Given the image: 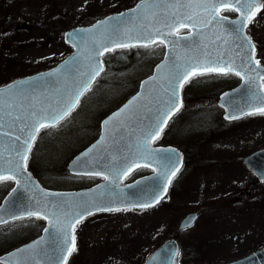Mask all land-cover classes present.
Returning a JSON list of instances; mask_svg holds the SVG:
<instances>
[{
    "label": "rangeland",
    "instance_id": "obj_1",
    "mask_svg": "<svg viewBox=\"0 0 264 264\" xmlns=\"http://www.w3.org/2000/svg\"><path fill=\"white\" fill-rule=\"evenodd\" d=\"M138 1L23 0L12 9L0 5V28L16 27L15 41L0 42V86L66 58L72 51L63 41L66 30ZM8 19L11 23L5 24ZM247 30L257 45L256 58L264 63V7ZM163 55L164 46L155 44L118 48L104 56V73L77 109L42 130L33 146L28 166L44 186L74 190L102 181L73 176L67 165L98 137L101 121L138 90ZM237 83L234 77H199L185 84V107L165 131V140L185 147L190 165L162 204L100 213L80 224L82 236L71 264H143L164 240L176 237L181 219L192 211L200 213L198 221L178 236L187 264L226 263L264 247V182L243 162L264 146V115L225 121L217 104L219 94ZM12 187L9 179L0 182V204ZM41 228L40 221L31 220L0 229V255L33 239Z\"/></svg>",
    "mask_w": 264,
    "mask_h": 264
},
{
    "label": "water",
    "instance_id": "obj_2",
    "mask_svg": "<svg viewBox=\"0 0 264 264\" xmlns=\"http://www.w3.org/2000/svg\"><path fill=\"white\" fill-rule=\"evenodd\" d=\"M258 3L262 4V0H258ZM136 5L120 12L126 14L122 18L124 20V24L121 25L122 30L131 29V34L134 37H139L146 26L153 33L156 28H161L164 35H154L150 43L143 39L129 40L126 35H122L117 43L138 46L159 42L165 46L164 58L155 66L153 73L142 80L139 91L103 120L99 139L78 153L68 165L73 174L96 175L95 173L99 172L100 176L104 178L107 176L108 179H104L88 189L52 190L44 187L30 170H21L18 174H14L15 185L0 205V225L14 219L27 217V211L41 210V214L44 215L43 209H47L48 226L46 228H49L50 221L54 220L51 213L57 211L52 207L53 205H60L62 210H71L79 203L94 202L104 208L120 210L133 207L145 208L141 206L145 204L149 205L148 207L158 204L166 196L171 180L183 163V154L177 147L154 145L155 139L160 136L168 120L182 106L183 102L182 87H180L183 78H181V80L175 81L176 95L171 105L167 104L169 97L172 96V87L169 86L167 77L172 70L173 62L182 64L189 60L195 64L197 60H205L204 51H210L214 57L218 53H224L226 58L230 57L235 65L240 66L242 61L247 63V58L251 55V67L255 68V71L245 72L243 68H238L241 71V82L235 88L220 95L219 105L225 110L223 117L226 120L234 119L232 118L234 116L238 118L256 113L254 108L261 106L259 97H264V86L263 79L260 77L264 76V65L260 63L258 67L256 66L255 47L253 50L247 42L237 39L236 34L231 30L232 21L237 24L241 23L240 12L237 17L232 18L221 14L220 11L226 8L219 7L216 18L213 20L212 15L205 12L204 9L192 8L189 11L199 16L197 23L189 24L187 27L167 29L164 28L162 22L154 21L149 13L133 14L130 10L134 9ZM157 11L163 13L164 9ZM251 11H256L255 6ZM120 13L110 14L91 25L79 26L67 31L64 34V41L73 50L65 60L55 67L0 86L3 96L9 103L15 105L14 114L27 117L31 111L39 110L41 107H55L58 101L63 99L65 92L71 91L76 86L81 79L80 74L89 71V65L104 70L102 56L108 51L121 48L106 35L110 30V25L114 23L107 18L117 17ZM144 16L147 18L145 19ZM224 17H227V20L223 19ZM162 19L161 16L160 20L162 21ZM102 21L104 23L100 24L99 22ZM209 21L211 23H208ZM246 28H244L243 35L249 37ZM182 29L187 32L178 33ZM77 32L80 36L90 35L95 43H80L76 39ZM172 41L176 43L173 45ZM242 43L243 47H238ZM101 44L103 47H100ZM251 44L254 45L252 40ZM103 70L95 75L90 87ZM258 73L259 75H257ZM242 77L244 78L242 79ZM9 86L11 87L9 88ZM253 93H255L256 99L252 98ZM82 96L79 97V101ZM158 114L162 130L158 128L153 132V138L147 141V148L151 154L141 156L140 153L144 146L142 133L146 132L148 126L156 121ZM62 120L57 121L54 125ZM44 123L54 126L51 121H44ZM8 126V122H6L5 131H8ZM38 132L35 133V139ZM17 134L20 133H14V135ZM35 139L31 142V149ZM3 142L7 146L8 137H4ZM29 154L30 152L28 156ZM166 157L170 159H166ZM244 162L260 180L264 181V147L246 156ZM117 167L121 170L119 175L113 178L112 171L108 169ZM139 167H148L153 172L133 182L123 183V180ZM165 170L167 171L166 175L164 174ZM3 174L10 175L8 172ZM14 189L15 191H13ZM91 211L93 214L100 212L95 207H91ZM198 216L199 214L196 212L188 213L181 220L179 230L193 226ZM61 218L63 217L61 216ZM76 225L77 223L69 229L70 234L74 233ZM50 232H55V229H50ZM42 237L44 242L41 247L49 249V233L43 231V234L37 239L2 255L0 261L3 264H10L14 257L22 255L19 250L29 249V246L35 248L34 242L40 241ZM179 254L178 240L170 238L154 250L144 264H178ZM23 255H28V252L26 251ZM39 264H47V262L41 258ZM225 264H264V247Z\"/></svg>",
    "mask_w": 264,
    "mask_h": 264
},
{
    "label": "snow or ice",
    "instance_id": "obj_3",
    "mask_svg": "<svg viewBox=\"0 0 264 264\" xmlns=\"http://www.w3.org/2000/svg\"><path fill=\"white\" fill-rule=\"evenodd\" d=\"M255 6L256 11H259L264 5L259 4L258 0H140V3L136 5L134 9L130 11L133 14L140 15L142 13H149L153 17L154 21L162 22L164 28L174 29L177 27H187L189 24H195L199 20V16L192 14L189 10L192 8L204 9L205 12L212 15L213 20L216 18V13L219 7L230 9L231 11L240 12V24L232 21L231 24L232 32L236 34V38L242 42H247V44L254 50V45L251 44L250 37L243 35L244 28L247 27V23L251 22L255 12L251 9ZM158 9H164L163 13H159ZM183 10V11H182ZM126 14L120 13L117 17L107 18L109 21H114L110 25V30L106 33L107 37L116 43L118 47H128V44L117 43L122 35H126L129 40L131 39H143L149 43L155 36H163L164 32L161 28H156L155 33L149 31L145 26L144 30L141 32L139 37H134L129 29L123 31L121 25L124 24L122 19ZM163 17L162 21L160 17ZM146 19L147 16H144ZM223 19L227 20V17ZM103 24L104 22H99ZM208 23H211L209 21ZM199 34V33H198ZM71 35V34H70ZM76 39L80 43H92L94 44V39L89 36H80L77 32ZM176 42L172 41L174 45ZM143 46L147 47L148 43ZM100 47H103L101 44ZM238 47H243V43L238 45ZM203 56L204 61L197 60L195 64L186 60L184 63L173 62L172 70H170L167 77L169 81V86L172 87V96L169 97L167 101L168 105H171L173 98L176 95L175 81L181 80L187 82L190 77L195 75H204L208 72H216L222 75H228L234 73L237 76H241V71L238 68H243L245 72L251 70L255 71V68L251 67L252 57L249 55L247 58V63L242 61L240 66L235 65V62L229 57L226 58L224 53H218L213 56L210 51H204ZM67 63V61H66ZM260 65L259 60L256 61V66ZM103 69H97L89 65V71L81 73V79L77 82L76 86L71 91H66L63 99L58 101L55 107L49 106L47 108L41 107L39 110L31 111L27 117L22 115H15V105L8 102V100L3 96L2 90H0V181L6 179H14L15 175L21 170H27V159L28 153L31 151V142L35 139V133L41 128L48 127L50 125L44 123V121H51L54 125L57 121L62 120L68 115L75 104L79 102V97L83 95L85 91L90 88L92 79L95 75L99 74V71ZM191 70V71H190ZM259 75V73L257 74ZM244 77H242L243 79ZM264 79V76L260 77ZM254 80L255 78H250ZM183 82L180 87H183ZM11 86H9L10 88ZM253 99H256L255 93H253ZM260 107L254 108L256 113L264 115V97H259ZM251 114V113H250ZM232 118H236L235 116ZM8 122V131L4 130L5 123ZM162 130V125L160 123L159 114L156 121L148 126V130L143 135L144 146L141 150V156L150 155V151L147 148V141L153 138V132ZM15 132L20 134L14 135ZM8 137L9 143L5 146L3 138ZM14 153V155H13ZM166 159H170L167 158ZM8 165V167H5ZM112 171L113 178L119 175L120 168L108 169ZM8 172L10 175L5 176L3 173ZM100 175L101 173H95ZM165 175L167 171L165 170ZM175 173L173 172V175ZM105 179H108L105 176ZM19 183V181H18ZM15 191V189L13 190ZM142 207H148L149 205H141ZM57 211H53L51 215L54 220L50 221V227L45 228L44 231L49 233L50 248L44 249L41 244L44 242L42 237L40 241L34 242L36 247L29 249H21L19 252L22 254L18 257H14L10 264H39V260L43 258L47 264H68V256L76 250L75 247V235L70 234L69 229L74 227L75 223H79L85 216L93 214L91 207H95L98 211H111L113 209L101 207L99 204L94 202H83L75 205L71 210H62L60 205H53ZM119 210V209H116ZM44 215L41 214V210L27 211L28 216H35L38 219L47 218V209H43ZM58 212L60 213L58 215ZM61 216L63 218H61ZM50 229H55V232H50ZM28 252V255H23V253ZM0 264H3L0 261Z\"/></svg>",
    "mask_w": 264,
    "mask_h": 264
},
{
    "label": "flooded vegetation",
    "instance_id": "obj_4",
    "mask_svg": "<svg viewBox=\"0 0 264 264\" xmlns=\"http://www.w3.org/2000/svg\"><path fill=\"white\" fill-rule=\"evenodd\" d=\"M34 1V0H33ZM20 2H23V0H0V5H1V8H3V9H9V8H14V7H20L21 5H20ZM46 7H48L49 8V6H46ZM260 11V10H259ZM11 19V18H10ZM10 19H8L7 21H6V23L5 24H8V23H11L10 22ZM8 26V29H5V26H2L1 28H0V42H13V41H15V36H16V32H15V29H16V27L13 25V24H9V25H7ZM252 38V37H251ZM254 41V40H253ZM255 43V42H254ZM256 45V44H255ZM4 47H10L9 45H7V44H4L3 45ZM256 51H257V45H256ZM258 60V59H257ZM260 62V61H259ZM262 63V62H261ZM264 64V63H263ZM52 67V66H51ZM46 69V68H45ZM98 137H99V135H98ZM98 137H96L94 140H96ZM161 138H162V140H161ZM165 142H167V143H165ZM155 144H161V145H164V144H173L172 142H168L167 140H165V132H163L162 133V136L158 139V140H156L155 142H154ZM184 153H185V151H184ZM139 172H142L143 174H148V173H150L151 171L150 170H145V169H138V170H136V171H134L133 173H132V175L130 176V179L129 180H132V179H134V178H136V177H138V176H136ZM140 175H142V174H140ZM178 175H179V173H178ZM94 177H97V178H102V177H99V176H94ZM128 181V180H127ZM179 181V180H178ZM179 183V182H178ZM13 185H14V181H13ZM97 214H95V215H92V216H90V217H87V218H85L83 221H81L80 223H78V225L76 226V228H75V231H74V235H75V247H76V249L78 248V246H79V242H80V237L82 236V233H80V230L78 229V226H80V224H82L83 222H85V221H87V220H90V219H92L93 217H95ZM31 220H36V221H40L41 222V224H42V228H41V230H39V232H40V234L39 235H41L42 233H43V231H44V229L46 228V226H47V220L46 219H38L37 217H35V216H33V217H27V218H20V219H15V220H12V221H9L8 223H6V224H4V225H0V229H3V228H5V227H8V226H10V225H12V224H14V223H19V222H28V221H31ZM39 235H37L36 237H38ZM36 237H34V238H36ZM33 238V239H34ZM32 240V239H31ZM30 241V240H29ZM28 242V241H27ZM90 244H92L93 245V242L90 240V239H88V245H90ZM76 251V250H75ZM75 251L74 252H72V254L70 255V257H69V260H68V264H71L75 259ZM88 263H87V262ZM84 263L85 264H89V260H86Z\"/></svg>",
    "mask_w": 264,
    "mask_h": 264
},
{
    "label": "trees",
    "instance_id": "obj_5",
    "mask_svg": "<svg viewBox=\"0 0 264 264\" xmlns=\"http://www.w3.org/2000/svg\"><path fill=\"white\" fill-rule=\"evenodd\" d=\"M230 14H232V12H230ZM211 75H213V74H211ZM229 76H231V75H229ZM190 162H191V159H190V157H189V153H188V155H187V152H185V168H187L189 165H190ZM174 183L172 184V188L174 187ZM171 188V189H172ZM191 251H192V249H191ZM193 252V251H192ZM197 260V259H196ZM181 264H187L186 263V261H185V258H184V249H183V253H182V257H181Z\"/></svg>",
    "mask_w": 264,
    "mask_h": 264
}]
</instances>
